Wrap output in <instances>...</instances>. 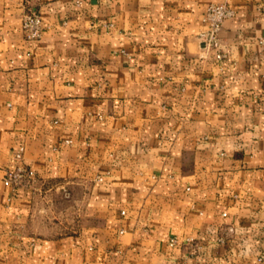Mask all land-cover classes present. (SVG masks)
Listing matches in <instances>:
<instances>
[{
    "label": "crops",
    "instance_id": "0c3cea01",
    "mask_svg": "<svg viewBox=\"0 0 264 264\" xmlns=\"http://www.w3.org/2000/svg\"><path fill=\"white\" fill-rule=\"evenodd\" d=\"M0 264H264V0H0Z\"/></svg>",
    "mask_w": 264,
    "mask_h": 264
},
{
    "label": "built area",
    "instance_id": "2783aa9c",
    "mask_svg": "<svg viewBox=\"0 0 264 264\" xmlns=\"http://www.w3.org/2000/svg\"><path fill=\"white\" fill-rule=\"evenodd\" d=\"M236 11L231 6L224 3H210L206 9L204 22L205 27L199 33V38L203 47L207 50L216 49L217 58L223 59L227 55L221 50V31L224 23L234 17ZM23 31L27 40L36 41L40 39L44 31V20L39 10L30 9L26 11L22 18ZM263 42V40H262ZM25 146L21 145L14 152L13 157L17 165L8 170L4 177V184L9 187H19L31 185L36 180V171L24 163ZM177 239L172 238L170 244H176Z\"/></svg>",
    "mask_w": 264,
    "mask_h": 264
}]
</instances>
